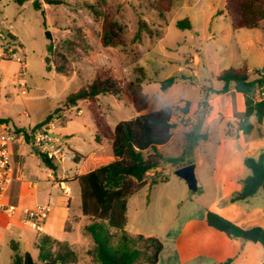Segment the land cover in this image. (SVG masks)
<instances>
[{"label":"rangeland","instance_id":"obj_1","mask_svg":"<svg viewBox=\"0 0 264 264\" xmlns=\"http://www.w3.org/2000/svg\"><path fill=\"white\" fill-rule=\"evenodd\" d=\"M68 1L77 5V8L46 6L43 0H38L41 8L36 9L32 0H23L21 3L18 0H0V31L16 34L21 42H18V56L28 67V91L21 95L12 83L19 68L18 63L0 60L3 74L0 116L9 118L15 128H34L62 106L71 93L88 84L96 69L102 66L112 69L124 81L140 78L143 92L149 99L147 108L141 112L125 95L99 96V103L110 127L114 129L120 121L141 116L157 120L159 123L155 127V135L163 143L161 154L180 156L185 152V164L189 162L194 166L203 161L198 167L202 188L191 190L188 183L184 182L186 180H181L176 173V167L164 163L169 173L168 179L181 185L187 183L190 195L200 201L216 198L218 191L210 187L212 182L203 181L209 175L208 170L216 166L215 157L221 150L243 149L260 130H254L251 137L240 134L236 138V134L242 133L239 123L243 118V113L237 110L236 97L232 99L230 114L221 100L214 102V109L209 102L204 104L203 90L212 94V90L221 88L223 82L217 76L231 67L239 68L246 64L251 69V78L256 77L255 69L264 66V20L258 28L235 30L224 10L226 0H173L170 10L165 13L156 8L158 0H103V5L108 7L111 15L124 26L126 38L124 46L106 48L100 42L101 21H96L87 8L79 6L86 0ZM184 18L190 19L192 29L176 26L177 21ZM76 29L85 35L89 49L87 53L73 57V68L69 74H58L49 47L53 45L66 51L65 42L73 37ZM138 32L140 38L136 40ZM169 77H175L176 82L163 90L162 82ZM184 115L194 120L191 131L184 127ZM205 118H209V123L198 128L199 120ZM53 130L74 133L69 137V144L85 155L99 147L94 140L97 128L85 101L57 120ZM78 130L82 132L78 133ZM109 148L106 146V149ZM152 151L150 149L144 154L148 155ZM108 155L99 157L96 166L110 162ZM86 165L96 168L90 161L76 165L74 160L65 158L56 170L61 174L62 168L75 170ZM202 192L206 194L202 195ZM57 194V197L62 198L64 208L69 203L68 224L72 227L68 233L59 232L58 239L69 242L76 251L78 261L75 264H93L88 252L94 242L85 229L88 220L80 209L78 182H71L68 189H59ZM174 211L173 218H176L177 209ZM130 221L126 227L129 233L132 217ZM29 233L31 240L38 232L24 228L23 237ZM113 233V241L116 242L119 232L113 230ZM14 239L20 240L16 236ZM8 243L5 242L1 248L0 264H9L12 260L13 253ZM26 250L37 259L38 250L35 246L28 244Z\"/></svg>","mask_w":264,"mask_h":264},{"label":"trees","instance_id":"obj_2","mask_svg":"<svg viewBox=\"0 0 264 264\" xmlns=\"http://www.w3.org/2000/svg\"><path fill=\"white\" fill-rule=\"evenodd\" d=\"M22 1L18 0L20 3ZM43 1L49 6L65 5L77 8V5H72L68 0ZM32 3L36 9L41 8L38 0H32ZM172 3L173 0H158L156 8L161 13H165L170 10ZM103 4V0L97 2L86 0L79 6L87 8L96 21H101L100 42L103 47L124 46L125 28ZM224 10L235 30L258 28L264 20V0H226ZM176 26L180 29H192L189 18L177 21ZM139 32L135 36L136 40L140 38ZM9 34L18 42L17 37L10 32ZM65 45L66 51L53 45L49 47L55 71L62 75L72 71L75 55L87 53L89 49L85 35L80 29L75 30V34L65 42ZM254 73L256 77L252 79L246 64L239 68L224 69L217 76L223 82V87L212 90V94L220 95L234 89L244 96L245 112L239 123V129L244 134L251 133L253 129L251 118H254L259 125L264 120V79L259 76L258 69H255ZM175 82V77H169L162 82L161 87L166 90ZM103 94L127 96L138 112L145 110L149 104L148 95L142 89V79L124 81L118 78L112 69L102 66L96 69L93 79L88 84L71 93L62 106L56 108L35 128L55 116L61 118V114L76 107L80 102L88 103L97 128L95 140L97 142L102 139L108 140L114 156L111 162L74 177L80 187V209L83 217L88 220L85 229L94 242L88 253L93 259V264H158L159 256L164 249L161 240L141 234L134 235L126 230L128 200L146 185L147 173L164 163L176 167V173L186 180L191 190L197 189L196 178L191 177L186 170L190 163L185 164V152L180 156H165L158 151L159 142L154 130L159 123L157 120L141 116L120 121L112 129L99 103V96ZM203 94L202 102L207 104L210 94L206 89L203 90ZM0 121L10 122V119L0 118ZM16 129L25 135L26 140H29L28 128ZM149 149H152L153 153L145 155V151ZM67 150L73 152L75 162H79L83 157L76 150L70 148ZM40 156L49 168L57 169L56 162L46 154L40 153ZM244 164L251 173L243 180L241 192L232 198L234 201L249 198L260 189H264V153L257 158H245ZM158 181L152 178L149 185L152 186ZM206 221L210 227L224 232L230 238H242L244 230L218 213L207 211ZM65 229L68 230L69 225H66ZM113 230L119 232L116 242L113 241ZM259 242L264 246V228ZM10 247L13 251L10 264H75L78 261V255L69 242L46 234L41 235L35 243L38 250L37 259L30 252L22 251L18 243L12 242ZM232 261L233 258H228L219 264H232Z\"/></svg>","mask_w":264,"mask_h":264},{"label":"crops","instance_id":"obj_3","mask_svg":"<svg viewBox=\"0 0 264 264\" xmlns=\"http://www.w3.org/2000/svg\"><path fill=\"white\" fill-rule=\"evenodd\" d=\"M46 6L49 5L46 4ZM10 33L17 37L15 33ZM18 42L21 43L19 38ZM17 71L12 79L13 84ZM249 72H251L250 68ZM234 96L238 101V112L244 114V96L234 89L220 95L210 94L208 102L214 109L216 100L223 101L226 110L231 114ZM66 113L68 111L61 114V118ZM0 118L6 117L0 116ZM251 120L253 124L251 133L243 134L242 132L236 134L235 137L238 138L240 134L251 137L254 130H260V133L254 135L253 139L245 144L243 149L236 147L227 152L221 150L215 157L216 166L208 170V177L203 179V181L212 182L210 187L218 191L216 198L213 200L203 201L206 200L203 199L200 201L199 198L190 195L187 183H185L186 185L172 183L168 179L169 173L166 172L165 165L156 168V172L166 173V180H160L150 186L149 183L153 177L147 174L146 185L129 198L126 227L130 225V218L132 217L131 230L129 229L131 234H141L161 240L164 249L159 256L158 264H219L228 258H233L232 264H264V246L259 241L252 242L244 238H230L224 232L210 227L206 221L207 211H213L239 225L243 230L255 226L264 228V193H261V191L264 192V189H260L249 198L232 200L235 195L241 192L243 180L251 173L250 169L244 164L245 158H257L261 153H264V120L261 125L257 124L254 118H251ZM208 123L209 118L200 119L197 127L203 128ZM77 132L81 133L82 131L78 130ZM54 134L59 136L66 148L76 150L83 155L79 162H75L76 165H82L90 161L97 168L99 167L96 166L99 157L103 154H109L110 162L114 159L111 144L106 139H102L100 142L95 140L99 147L85 155L70 146L69 137L74 133L54 131ZM206 135L204 137L207 139L208 136ZM157 140L159 142L157 149L160 152L163 143L158 137ZM106 146L110 148L106 149ZM67 151V158L74 160L73 152ZM11 152L14 180L7 193L6 202L16 205L18 212L13 217H9L6 213L0 211V251L5 242L10 241L9 246L12 242H15L19 244L22 251L29 252L26 250V246L28 244L35 246L38 238L43 234L58 239L59 232L68 233L72 231V227L68 224L69 203L64 208L62 198L57 197V192L59 189H68L71 182H77L74 180L76 175L87 173L95 168H92L91 165H86L83 168L76 167L75 170L62 168L61 174H58L56 169L49 168L43 162L39 147L22 138H18L11 145ZM152 153L153 151L149 152V154ZM59 163H56L57 168ZM200 163L202 164L203 161L197 163L194 168L197 189L203 186V182L200 181L198 176ZM205 194V192H202V195ZM38 205H49L51 211L44 232L36 233V236L30 240V233L25 238L23 237L24 228L30 229L21 222L22 210L24 208H34ZM175 208L178 216L173 218ZM66 225H69L68 230L65 229ZM15 236L20 240H15Z\"/></svg>","mask_w":264,"mask_h":264},{"label":"built area","instance_id":"obj_4","mask_svg":"<svg viewBox=\"0 0 264 264\" xmlns=\"http://www.w3.org/2000/svg\"><path fill=\"white\" fill-rule=\"evenodd\" d=\"M18 42L14 40L9 32L0 31V60L15 61L19 68L15 76L14 85L21 95L28 91V67L27 63L18 56ZM260 77L264 79V69H258ZM3 74L0 71V94L2 90ZM185 121L184 127L187 131H191L194 120L186 115L183 116ZM59 120V116L51 118L38 128L29 129V140L23 133H19L10 122L0 121V211L6 213L9 217H13L18 212V207L6 202V196L9 188L14 180L12 168V152L11 145L18 139L29 141L39 147L41 153L47 155L54 162H61L67 158V148L59 136L54 134V123ZM152 169L147 174L157 180H166L167 174L156 172ZM51 207L49 205H38L34 208H24L22 210L21 222L24 226L38 233H43L46 221L49 217Z\"/></svg>","mask_w":264,"mask_h":264},{"label":"water","instance_id":"obj_5","mask_svg":"<svg viewBox=\"0 0 264 264\" xmlns=\"http://www.w3.org/2000/svg\"><path fill=\"white\" fill-rule=\"evenodd\" d=\"M47 37H48V39L51 40V35H50L49 32H47ZM199 127H200V125H199ZM194 168H195L194 165H189L186 168L187 172L193 178L195 177V175H194ZM261 231H262V228L260 226H255V227L246 229L242 233V238L247 239V240L252 241V242H258L259 239H260Z\"/></svg>","mask_w":264,"mask_h":264}]
</instances>
